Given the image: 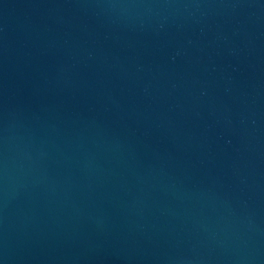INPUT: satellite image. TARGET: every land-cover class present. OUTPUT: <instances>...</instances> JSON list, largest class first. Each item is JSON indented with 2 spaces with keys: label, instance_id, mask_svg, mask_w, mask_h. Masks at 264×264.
I'll return each instance as SVG.
<instances>
[{
  "label": "water",
  "instance_id": "water-1",
  "mask_svg": "<svg viewBox=\"0 0 264 264\" xmlns=\"http://www.w3.org/2000/svg\"><path fill=\"white\" fill-rule=\"evenodd\" d=\"M0 264H264V0H0Z\"/></svg>",
  "mask_w": 264,
  "mask_h": 264
}]
</instances>
